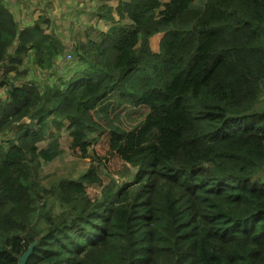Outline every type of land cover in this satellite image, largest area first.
Returning <instances> with one entry per match:
<instances>
[{
	"label": "trees",
	"instance_id": "16d2710c",
	"mask_svg": "<svg viewBox=\"0 0 264 264\" xmlns=\"http://www.w3.org/2000/svg\"><path fill=\"white\" fill-rule=\"evenodd\" d=\"M116 1L68 48L0 0V264L36 241L26 264H264V0ZM65 125L84 151L116 138L121 175L36 183Z\"/></svg>",
	"mask_w": 264,
	"mask_h": 264
},
{
	"label": "rangeland",
	"instance_id": "374dc122",
	"mask_svg": "<svg viewBox=\"0 0 264 264\" xmlns=\"http://www.w3.org/2000/svg\"><path fill=\"white\" fill-rule=\"evenodd\" d=\"M84 3L85 1L82 0ZM18 5L15 8V12L17 16L20 18V27L24 26V22L29 17H49V30L54 31L57 30V35L62 33L64 36H60L63 41L65 42V46L67 47V22L71 19H68L70 16H81V18L88 16V12H84L82 9L84 6H67V0H41V4L38 3L37 6H33L32 14L29 13L28 9L21 5L23 0H17ZM99 4L102 3L97 1ZM201 0H196V5L201 4ZM46 4L43 12L39 11V7ZM65 3V4H62ZM61 4V5H60ZM59 5L61 9L59 8ZM68 7V8H67ZM65 8H67L65 10ZM54 15H52V11ZM28 15H31L27 17ZM26 17V18H24ZM24 18V19H22ZM56 23V21H62L59 25L51 24V20ZM161 35H156L152 39V47L156 49V46L160 43L162 38ZM89 38V37H87ZM71 45L72 43H68ZM71 48V46H68ZM13 50V49H12ZM11 50V51H12ZM69 54V53H68ZM67 52L62 56L65 58ZM74 59V57H73ZM69 61H63L62 63V70L58 73H63L64 71L67 72V67L72 69L73 71L78 69L80 66L79 64ZM30 62V60H29ZM1 71V70H0ZM71 74V75H72ZM1 76V74H0ZM2 89V88H1ZM148 109L144 106H138L134 108H127L118 110L115 113H111L110 117L113 120L114 124L121 126L125 130L132 128L133 126L137 125L141 120L144 119V116ZM90 144L88 145L87 149L84 151L79 147H75L74 145V136L71 135L70 129L67 125L63 127L61 132L59 133V143L61 147L60 154L50 162H43L34 172L33 179L36 183L49 188L53 185L56 181L60 180L61 178H78L80 175L85 173L90 166L99 167L100 175L104 184H108L111 179L118 178L121 175V172L124 170L123 160L116 155L117 152L116 145L118 143L116 138H111L110 133L108 131H104L102 133L97 132L91 135ZM41 145H45L42 143ZM101 189V186L93 184L89 186L88 192H97ZM44 208L43 210H45Z\"/></svg>",
	"mask_w": 264,
	"mask_h": 264
},
{
	"label": "crops",
	"instance_id": "0c3cea01",
	"mask_svg": "<svg viewBox=\"0 0 264 264\" xmlns=\"http://www.w3.org/2000/svg\"><path fill=\"white\" fill-rule=\"evenodd\" d=\"M7 5L11 8V10L13 11L18 23L20 22V18L17 16L16 12H15V8L20 5L18 4L17 0H5ZM52 1H56V0H52ZM61 1V0H60ZM85 3L82 0H67V6H75L76 8H78V6H84L83 7V11L86 13L88 12V10H90V12L88 13V16L81 18V16H70L67 18L71 19L67 22V47L70 46L68 43H74L75 40H78L80 37L84 38L82 40H85L87 37L89 38H99L102 35V32H106L111 25L113 24L112 22L106 20L105 18H102L100 16V12H99V6L102 5L105 2H110L113 4V6L116 5L117 1L116 0H84ZM97 1H100L102 3H98ZM38 3L41 4V0H23L21 5H24L30 14H32L33 6H37ZM44 3H42V5L39 7V11L43 12L46 6L43 5ZM65 4V3H62ZM61 5V4H60ZM59 5V8L61 9ZM68 8V7H67ZM65 8V10L67 9ZM52 11V10H51ZM52 15H54L53 11H52ZM114 15L116 17V19H118L117 14L114 12ZM31 15H28L27 17H29ZM26 18V17H24ZM22 18V19H24ZM41 18L38 17H29L25 22H24V26H28V25H32L35 21L39 20ZM126 21V20H125ZM54 21H51V23H53ZM62 21H56V26H60L59 24ZM53 23V24H54ZM20 26V23H19ZM22 26V27H24ZM88 34L87 36H84L85 34ZM163 35V33H158L156 35ZM60 36H64L62 33H59ZM154 35L151 38V46H152V39L156 36ZM65 44V42H64ZM153 48V47H152ZM155 51L159 50V44L156 46V49H153ZM6 95L5 92H3L2 90H0V97H4Z\"/></svg>",
	"mask_w": 264,
	"mask_h": 264
},
{
	"label": "water",
	"instance_id": "95a60500",
	"mask_svg": "<svg viewBox=\"0 0 264 264\" xmlns=\"http://www.w3.org/2000/svg\"><path fill=\"white\" fill-rule=\"evenodd\" d=\"M36 243H37V241L31 243L30 246L28 247V249L24 252V254L19 257V264H26L27 259L31 255Z\"/></svg>",
	"mask_w": 264,
	"mask_h": 264
},
{
	"label": "built area",
	"instance_id": "2783aa9c",
	"mask_svg": "<svg viewBox=\"0 0 264 264\" xmlns=\"http://www.w3.org/2000/svg\"><path fill=\"white\" fill-rule=\"evenodd\" d=\"M71 57V55L70 54H68V58H70Z\"/></svg>",
	"mask_w": 264,
	"mask_h": 264
}]
</instances>
